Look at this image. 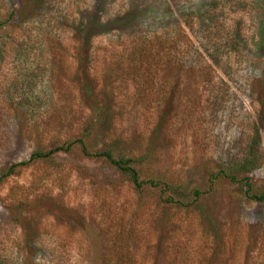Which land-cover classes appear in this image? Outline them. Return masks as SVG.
Listing matches in <instances>:
<instances>
[{
    "label": "rangeland",
    "instance_id": "1",
    "mask_svg": "<svg viewBox=\"0 0 264 264\" xmlns=\"http://www.w3.org/2000/svg\"><path fill=\"white\" fill-rule=\"evenodd\" d=\"M86 129L90 151L116 140L196 185L257 136L264 192V0H0V168ZM201 202L216 244L74 148L0 182V264H109V222L127 215L139 264H264V203L228 182Z\"/></svg>",
    "mask_w": 264,
    "mask_h": 264
},
{
    "label": "trees",
    "instance_id": "2",
    "mask_svg": "<svg viewBox=\"0 0 264 264\" xmlns=\"http://www.w3.org/2000/svg\"><path fill=\"white\" fill-rule=\"evenodd\" d=\"M89 135L90 131L86 129L80 138L66 141L62 145L51 149H44L37 145L31 150L28 161L0 168V182L14 175L17 172V168L28 166L33 162L49 161L59 154H69L74 148H77L84 157L103 162L113 169L128 185V188L131 191H135L137 195L145 191L156 193L157 206L161 207L162 212L179 211L182 214L187 211L194 212L197 215V220L203 224L204 234L209 240L212 239V243L215 244L217 243V238L214 234L216 224L201 200L205 195L213 191L217 183L228 182L238 187L244 199L250 202L264 203V192L256 191L249 178V174L262 165V159L258 151L260 140L257 136L253 135L251 137L242 161L229 164L217 170L214 169L213 172L205 177L207 185H196L195 182L187 179L169 180L164 175L151 172L147 154L137 156L132 154V152L121 151L117 146L118 141L116 140L108 139L103 148L90 151L86 144ZM140 212H142L141 209H135L132 216L140 218ZM144 218L142 215L141 219L143 220ZM132 224L133 221L128 215L119 220H110L112 257L109 264H139L138 260L145 246H147V242L145 240L141 241L142 238L132 237L131 234L124 235L122 233L124 229L132 226ZM198 244L200 245L199 239L196 238L182 242V245L188 248H196V246H199Z\"/></svg>",
    "mask_w": 264,
    "mask_h": 264
}]
</instances>
